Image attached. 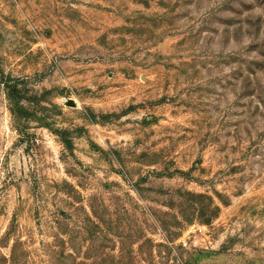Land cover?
<instances>
[{
    "label": "rangeland",
    "instance_id": "obj_1",
    "mask_svg": "<svg viewBox=\"0 0 264 264\" xmlns=\"http://www.w3.org/2000/svg\"><path fill=\"white\" fill-rule=\"evenodd\" d=\"M1 73L0 264H264V0H0Z\"/></svg>",
    "mask_w": 264,
    "mask_h": 264
},
{
    "label": "trees",
    "instance_id": "obj_2",
    "mask_svg": "<svg viewBox=\"0 0 264 264\" xmlns=\"http://www.w3.org/2000/svg\"><path fill=\"white\" fill-rule=\"evenodd\" d=\"M0 81L5 85L6 94L13 104V110L17 112L18 116L23 118L28 116L31 118H37V113L31 112V110L23 104V100L28 98V91H25L23 87L19 86L20 80L16 78L12 79L10 76L6 77L1 73ZM169 242L171 243L173 241L169 240ZM166 245L168 246L169 254H171L173 252V247L168 244ZM78 264L81 263L78 262Z\"/></svg>",
    "mask_w": 264,
    "mask_h": 264
},
{
    "label": "water",
    "instance_id": "obj_3",
    "mask_svg": "<svg viewBox=\"0 0 264 264\" xmlns=\"http://www.w3.org/2000/svg\"><path fill=\"white\" fill-rule=\"evenodd\" d=\"M66 102L68 105H71V106L76 105V101L73 98H68Z\"/></svg>",
    "mask_w": 264,
    "mask_h": 264
},
{
    "label": "built area",
    "instance_id": "obj_4",
    "mask_svg": "<svg viewBox=\"0 0 264 264\" xmlns=\"http://www.w3.org/2000/svg\"><path fill=\"white\" fill-rule=\"evenodd\" d=\"M198 229H199L200 231H202V227H199Z\"/></svg>",
    "mask_w": 264,
    "mask_h": 264
}]
</instances>
